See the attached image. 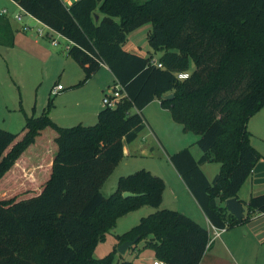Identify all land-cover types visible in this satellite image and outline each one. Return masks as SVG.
<instances>
[{
  "label": "trees",
  "instance_id": "1",
  "mask_svg": "<svg viewBox=\"0 0 264 264\" xmlns=\"http://www.w3.org/2000/svg\"><path fill=\"white\" fill-rule=\"evenodd\" d=\"M11 1L68 41V57L85 75L77 87L106 65L127 97L115 108L104 107L93 126L59 127L49 115L51 101L40 117L27 118L20 140L0 128V264H137L118 253L136 240L130 250L144 243L142 251H153L166 264H201L209 231L161 208L162 178L141 170L122 177L110 197L101 191L124 159L125 143L146 128L143 111L155 100L184 132L199 136L200 160L190 148L168 158L211 225L231 230L264 215V194L240 201L241 222L224 206L239 200L264 160L249 130L264 107V0H77L71 6L63 0ZM7 19L0 17V42L14 47ZM149 24L150 47L162 53L158 61L124 49L129 36ZM181 74L189 77L181 80ZM168 95L173 99L164 100ZM49 128L57 133V151L54 156L43 148V162L40 148ZM24 156L33 171L22 182L5 179ZM207 163L221 165L213 181L202 170ZM127 192L139 197L125 198ZM143 207L155 211L116 235L114 249L97 259V247L118 220Z\"/></svg>",
  "mask_w": 264,
  "mask_h": 264
},
{
  "label": "crops",
  "instance_id": "2",
  "mask_svg": "<svg viewBox=\"0 0 264 264\" xmlns=\"http://www.w3.org/2000/svg\"><path fill=\"white\" fill-rule=\"evenodd\" d=\"M8 1L12 3L11 4L10 2H7V6L9 5L8 8H10L12 12L16 8L20 9L16 3L11 0ZM76 1L77 0H63L67 6L73 5ZM2 10L7 9L3 8ZM14 20L18 22L15 17ZM7 22L10 26L9 29L14 34V41L16 43L15 31L11 26V19L9 17ZM18 23H22V26L19 29L20 31L27 33L32 30L28 24H23V20ZM25 26L29 27L30 29L25 31ZM144 27L148 26L146 25ZM144 27L136 30L133 33L140 31ZM150 27L151 32L152 25ZM38 31V36L44 37L41 36ZM124 49L129 53L144 58L148 57L146 55L137 53L135 51V45H133L130 49H126V46H124ZM154 60L158 61L159 58L155 59L154 57ZM101 71H105L107 75L112 74L106 65H102L100 70L91 79H97L96 77H99V73H101ZM79 78H82L81 75L78 77V79L70 83L72 84V88H80L77 87L79 82H81L79 81ZM108 81L106 83L97 82V84H93V88L81 92L77 96L78 100L74 106H72V110L70 109L69 111L68 107H66L64 112H57V124H60V121L72 122L75 124L78 123L79 125L85 126L94 124L98 120L100 112L104 109L103 100L107 96V89L110 88ZM65 91L66 88H64L63 91L58 92L57 95L62 94ZM72 95V92H70L61 96L64 100H66L71 99ZM143 115L147 121L146 128L141 133H139L137 139L134 142L125 143L124 159L115 169V171H117V169L121 170L118 172L117 176L111 180V183L107 188V191L110 193L103 192V188L107 183L106 182L101 190L102 194L105 197L107 196L106 194H112L117 190L118 182L122 177L129 176V174L131 175L133 172H135L134 170H139L134 169L136 166H144V170L162 178L165 182L166 188L163 194V203L161 208L180 212L194 220L202 227L206 229L209 228L210 230L212 226L210 221L168 158V154H176L186 148H190L194 158L196 160H200L203 153L197 146L199 136L195 134L190 136L191 133L184 132L183 126L177 124L173 120L170 111L162 107L160 100H155L153 103L147 106L143 111ZM256 117H260V119H262L264 122V116H254L251 119L249 122V130L253 135L252 139L259 138L264 140V130L259 128V125L257 124L258 122H253L255 121ZM251 143L253 147L259 151V147L255 146L252 140ZM139 159L148 160L149 162H147L146 165H142L139 162H136L139 161ZM141 168L143 167H140V169ZM202 170L207 178L210 181H213L219 174L221 165L217 163H207L202 166ZM30 171H33V165H31L29 160L25 159L24 156L5 179L11 181L12 183L22 182L24 175ZM261 194H264V160L258 163L252 176L249 178L239 193V201L248 202L253 196H258ZM141 209L143 210V216L150 215L155 211V209L151 207H143ZM123 225L126 224L124 223ZM125 230L128 229L123 226V231ZM140 246L143 247L144 243L140 244ZM140 246L138 249L132 250L136 254L134 262L137 264H153V262L157 259L154 252L151 250L142 251L140 250ZM130 251L131 250H128L126 254H128ZM119 255L123 257V260H126L124 258L125 255ZM201 264H264V215L257 216L254 219V222L249 225L238 226L234 229L226 230V232H224L219 239H217L210 247L207 248V252Z\"/></svg>",
  "mask_w": 264,
  "mask_h": 264
},
{
  "label": "rangeland",
  "instance_id": "3",
  "mask_svg": "<svg viewBox=\"0 0 264 264\" xmlns=\"http://www.w3.org/2000/svg\"><path fill=\"white\" fill-rule=\"evenodd\" d=\"M7 2L10 1L0 0V10L3 8L8 10V17L11 19V26L16 35V43L14 47H7V42H0V128L19 135L17 140H20L23 136L22 132L26 126L27 118L40 117L49 107L51 101L52 105L50 106L51 110L49 111V115L56 125L62 128H74L79 126L78 123L61 122L60 120V124H57V112H64L66 107H68L69 111L70 109L72 110V106H74L78 100L77 96L81 92L93 88V84H97V82L106 83L109 80L108 83L110 88L107 89V95H110L115 83L113 75L111 73V75H107L105 71H101L99 77H96L97 79L89 80L82 87L80 86L79 89L72 88V84L70 83L78 79L80 75L82 78H79V81H82L85 75L80 65L68 57V41L50 32L35 19L27 16L22 10L15 7L16 9L12 12V10L8 8L9 5L7 6ZM15 14L22 15L23 24H28L32 30L27 33L20 31L19 29L22 23H18L14 20ZM147 26L148 27H144L140 31L131 34L125 46L126 49H130L135 45V51L137 53L146 56L153 55L155 59H158L162 53H154L151 49L148 39L151 25L149 24ZM38 30L44 32V37L38 36ZM54 41L58 44H54ZM58 86L66 88V91L57 95V93H54V89ZM70 92L73 94L71 99L64 100L61 95ZM255 116H264V107ZM97 122L98 120L89 126L95 125ZM253 122H258L259 128L264 130V122L260 117H256ZM44 134L45 137L42 139L43 146H41L40 149L42 151L43 148H50L52 155L54 154L55 156L57 151V144L55 142L57 133L49 128L46 129ZM192 134L193 133H191L190 136H193ZM252 141L255 146L259 147V152L264 156V140L255 138L252 139ZM39 142L40 145L41 140ZM41 151L40 153L43 154L42 159H44V162L47 155ZM140 160L142 159L136 162L142 165H146V163L149 162L148 160ZM140 167L143 168L140 169ZM134 169L139 170H134L135 172L132 174L144 170L145 168L144 166H136ZM120 170L121 169H117L112 177L110 176L107 180L103 188L104 193H110L107 191V188L111 180L117 176ZM2 186H4V183H0V199L2 198ZM30 187L31 185H29V187H23V190L16 194L21 196V194H25L26 190ZM112 194H106V197H110ZM142 212L143 210L139 209L118 220L116 227L113 229L112 233L108 235L107 240L97 247V259L106 257L114 249L116 245V235L120 236L127 233L138 226L144 217L149 216H143ZM252 222H254V219L250 223L242 226L249 225ZM124 223L126 225H123ZM123 226L128 230L123 231ZM207 230H209V228ZM135 256L136 254L131 250L128 254H125L124 258L126 261H135Z\"/></svg>",
  "mask_w": 264,
  "mask_h": 264
},
{
  "label": "built area",
  "instance_id": "4",
  "mask_svg": "<svg viewBox=\"0 0 264 264\" xmlns=\"http://www.w3.org/2000/svg\"><path fill=\"white\" fill-rule=\"evenodd\" d=\"M8 11L7 10H0V17H8ZM15 19L18 22H21L23 20V16L22 15H15L14 16ZM30 28L25 26L24 30L28 31ZM38 33L41 36H44V32L42 30H39ZM54 44H58L56 41H54ZM159 68H162L161 64H156ZM189 77L188 74H181L179 75V79L181 80H185ZM64 90V87L62 86H58L56 89H54V93H58ZM127 97V94L125 93L124 89L122 86L120 85H115L113 87L112 93L110 95H107L104 100H103V104L104 107H109V108H115L117 107L118 103L123 99ZM226 232V229H219L215 226H211L210 230H209V241H208V245L207 248L210 247L217 239H219L222 234ZM153 264H166L165 262L156 259Z\"/></svg>",
  "mask_w": 264,
  "mask_h": 264
},
{
  "label": "water",
  "instance_id": "5",
  "mask_svg": "<svg viewBox=\"0 0 264 264\" xmlns=\"http://www.w3.org/2000/svg\"><path fill=\"white\" fill-rule=\"evenodd\" d=\"M96 21H99V18L96 17ZM173 95H168L164 97V100H171L173 99ZM125 198H134V197H139V195L137 194H133L130 192H127L124 194ZM225 208L227 209V211L233 215L238 221H242L245 215V209L243 207V205L241 204V202L238 199H232V200H228L225 203ZM137 242H126L124 243L122 246H120L118 248V253L121 255H125L127 253L128 250H130L131 247H133L135 245V243Z\"/></svg>",
  "mask_w": 264,
  "mask_h": 264
}]
</instances>
